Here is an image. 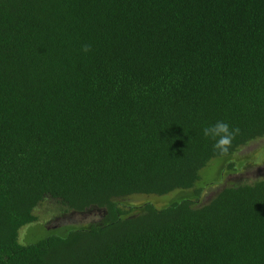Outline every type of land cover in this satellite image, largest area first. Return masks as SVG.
I'll return each mask as SVG.
<instances>
[{
    "label": "trees",
    "instance_id": "trees-1",
    "mask_svg": "<svg viewBox=\"0 0 264 264\" xmlns=\"http://www.w3.org/2000/svg\"><path fill=\"white\" fill-rule=\"evenodd\" d=\"M262 138L264 0H0V264H264V177L117 202L198 199ZM45 201L105 221L20 244Z\"/></svg>",
    "mask_w": 264,
    "mask_h": 264
},
{
    "label": "rangeland",
    "instance_id": "rangeland-1",
    "mask_svg": "<svg viewBox=\"0 0 264 264\" xmlns=\"http://www.w3.org/2000/svg\"><path fill=\"white\" fill-rule=\"evenodd\" d=\"M229 163H233L234 170L227 169ZM200 175L203 177L199 183V187L202 188V195L198 199H195L189 191L179 190L162 197L135 195L119 199L117 202L126 208H130L134 214L138 213L146 203H151L158 209L182 199H193L201 204L209 200L224 186L251 183L256 179L263 178L264 138L249 143L228 158L213 159L200 172ZM54 207L55 205L51 201H45L35 210L34 213L38 217V222L20 229L18 237L20 244H33L42 235L57 234L64 236L71 229H86L92 224H99L105 221L102 211L59 215L58 212L53 210Z\"/></svg>",
    "mask_w": 264,
    "mask_h": 264
},
{
    "label": "clouds",
    "instance_id": "clouds-1",
    "mask_svg": "<svg viewBox=\"0 0 264 264\" xmlns=\"http://www.w3.org/2000/svg\"><path fill=\"white\" fill-rule=\"evenodd\" d=\"M85 53L91 50V45H84L82 49ZM205 138H210L214 141L213 149L221 155H227L234 139L240 135L238 127H232L227 122L217 121L214 124L203 128Z\"/></svg>",
    "mask_w": 264,
    "mask_h": 264
}]
</instances>
